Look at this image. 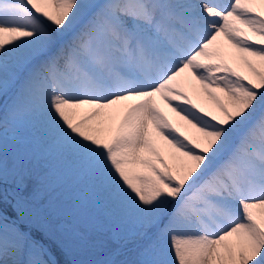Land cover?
Instances as JSON below:
<instances>
[{"label": "snow or ice", "instance_id": "6c2138e0", "mask_svg": "<svg viewBox=\"0 0 264 264\" xmlns=\"http://www.w3.org/2000/svg\"><path fill=\"white\" fill-rule=\"evenodd\" d=\"M51 243L264 264V0H0V264Z\"/></svg>", "mask_w": 264, "mask_h": 264}, {"label": "rangeland", "instance_id": "374dc122", "mask_svg": "<svg viewBox=\"0 0 264 264\" xmlns=\"http://www.w3.org/2000/svg\"><path fill=\"white\" fill-rule=\"evenodd\" d=\"M189 95L192 96L194 102H197L196 99H195V96H197V95L193 94V92L191 90H189ZM165 111H167L169 113L170 118H175L174 114L171 113L170 110L165 108ZM106 239H107V235L99 234L96 237L97 247H99V243L100 242H102V241H104ZM138 242L139 241H136V243H138ZM50 246L52 248V252L54 254V257H55V259L57 261H59V264H67V262L70 259H98L103 254L101 251H98V250L94 249V250L89 251L87 253H81V252L77 251V252H75L73 254V256L69 257V256L65 255L64 252L59 247H57V245L55 243H51ZM133 248H134V244L133 243H129L127 245V249L131 250ZM126 255H127L128 259H131L134 256V251H127ZM121 258H124V257H121Z\"/></svg>", "mask_w": 264, "mask_h": 264}, {"label": "bare ground", "instance_id": "6f19581e", "mask_svg": "<svg viewBox=\"0 0 264 264\" xmlns=\"http://www.w3.org/2000/svg\"><path fill=\"white\" fill-rule=\"evenodd\" d=\"M195 99H196L197 103H199L205 107L211 106V102L208 101L206 97H203L202 94L200 96H195ZM162 107H163V105H162Z\"/></svg>", "mask_w": 264, "mask_h": 264}]
</instances>
